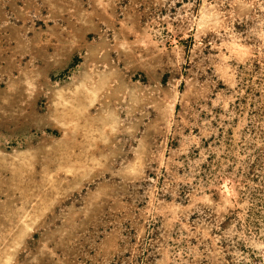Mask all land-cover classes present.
Here are the masks:
<instances>
[{"label": "rangeland", "instance_id": "374dc122", "mask_svg": "<svg viewBox=\"0 0 264 264\" xmlns=\"http://www.w3.org/2000/svg\"><path fill=\"white\" fill-rule=\"evenodd\" d=\"M1 263L264 264V0H0Z\"/></svg>", "mask_w": 264, "mask_h": 264}, {"label": "bare ground", "instance_id": "6f19581e", "mask_svg": "<svg viewBox=\"0 0 264 264\" xmlns=\"http://www.w3.org/2000/svg\"><path fill=\"white\" fill-rule=\"evenodd\" d=\"M78 81V80H77ZM75 85V84H74ZM81 86V85H80ZM71 87V86H70ZM77 87V86H76ZM66 88V87H65ZM59 89V88H58ZM61 89V88H60ZM54 91V90H53ZM61 91H62V89H61ZM73 91V90H72ZM72 95V94H71ZM58 96V95H57ZM85 102V101H84ZM51 111V110H50ZM49 115V114H48ZM56 115H54V117H55ZM51 117V116H50ZM76 118V117H75ZM53 119V118H52ZM72 120V119H71ZM70 120V121H71ZM97 120V119H96ZM56 122V121H55ZM98 122V121H97ZM66 126V125H65ZM59 127V126H58ZM107 130V129H106ZM65 131V130H64ZM75 131H76V129H75ZM106 135V134H105ZM107 136V135H106ZM105 136V137H106ZM58 141V140H57ZM90 146V145H89ZM50 148H51V146H50ZM49 148V149H50ZM28 150V149H27ZM49 151H51V150H49ZM28 152V151H27ZM34 152V151H33ZM52 152H53V150H52ZM32 155H33V153H31ZM34 155H35V153H34ZM15 157V156H14ZM70 157V156H69ZM13 158V157H12ZM63 158V157H62ZM3 160V159H2ZM19 160V159H18ZM21 160V159H20ZM69 160V159H68ZM65 161V160H64ZM11 162V161H10ZM63 163V162H62ZM59 165V164H58ZM73 165V164H72ZM10 166V165H9ZM12 166V165H11ZM60 166H61V164H60ZM60 168V167H59ZM69 169V168H68ZM55 170H57V169H55ZM17 171V170H16ZM57 172H58V170H57ZM20 176V175H19ZM49 177H50V175H49ZM2 264V263H1Z\"/></svg>", "mask_w": 264, "mask_h": 264}]
</instances>
